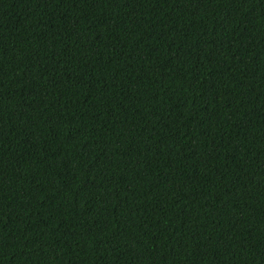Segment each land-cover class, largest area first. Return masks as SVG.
I'll return each mask as SVG.
<instances>
[{
	"label": "trees",
	"instance_id": "16d2710c",
	"mask_svg": "<svg viewBox=\"0 0 264 264\" xmlns=\"http://www.w3.org/2000/svg\"><path fill=\"white\" fill-rule=\"evenodd\" d=\"M0 264H264V0H0Z\"/></svg>",
	"mask_w": 264,
	"mask_h": 264
}]
</instances>
